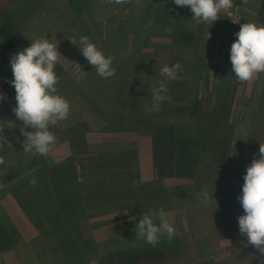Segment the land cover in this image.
<instances>
[{
    "label": "rangeland",
    "instance_id": "374dc122",
    "mask_svg": "<svg viewBox=\"0 0 264 264\" xmlns=\"http://www.w3.org/2000/svg\"><path fill=\"white\" fill-rule=\"evenodd\" d=\"M233 2L234 8L230 13L222 12L220 19L213 24H201L193 19L190 7H178L174 0H142L141 5H137L135 0L121 5L109 3L108 0H0V10L15 16L16 40L13 47L7 48L0 39V71L3 70L11 80L14 79L11 56L29 47L31 41L37 38L49 39L57 44L62 55L54 69L59 76L58 94L70 102L71 109L76 107L74 97L83 94L88 101L78 97L83 104L82 107L78 105V111L89 107L92 114L96 115L94 107L98 108L104 114L102 118L105 125L110 121L107 126L121 129L132 127L130 130L137 131L163 125L161 130L165 133V123L172 118L179 129L184 125L190 129L193 127L192 136L187 141L181 137L184 130L176 133L172 129L168 132L172 140L171 147H166L165 143L162 149L172 151L170 156L175 161L178 159V162L187 149H199L196 137L201 133L200 127L202 132L205 129L204 134L210 136V143L208 141L204 150L200 149V179L208 184L207 190H211L213 185H221L228 192L235 191L240 196L246 168L254 158H259L260 144L253 146L250 135H254V131H250L252 124L249 122L253 118L264 128V108H255L253 111L255 105L252 108L242 107L247 102L246 94L250 89L248 82L241 83L236 79L232 71L230 49L242 23L251 22L264 27V0ZM82 35L90 37L106 56L113 57L116 74L108 81L101 78L82 55L79 48L82 47L79 42ZM72 62L79 63L82 70L88 72L81 83L75 81ZM174 64L181 66L178 78L165 80L160 75L161 68ZM105 81V87H100L99 91L94 89L95 85ZM161 81L167 84V95L171 99L161 105L159 112L148 113L145 108L151 107L153 92ZM117 85H120L118 90L115 88H118ZM194 100H198V107L201 108L198 114L187 115V110L176 108L177 105L190 106ZM260 100L261 97L255 104H260ZM16 105L0 102V157L5 160L4 165H0V195L16 180H32L44 168L46 177L44 179L41 175L42 179L38 181L50 189V179L57 177L55 162L68 151V148L62 147L67 143L63 141L65 134L62 130L67 124L70 126L73 120L74 123L80 120L79 116L71 118L74 114L71 112L67 120L51 128L57 137V145L47 157L39 156L25 151L23 142L26 138L21 133L24 125L13 112ZM214 110L217 111L219 122L208 129V113H214ZM215 137L217 141L213 139ZM261 139L260 143L264 144V136ZM192 141L194 146L190 144ZM13 170L16 171L15 175ZM90 208L96 212L98 209L100 213L106 209L102 203L89 205ZM230 211L233 212L232 209ZM207 213L205 223L209 221L210 225L212 222ZM235 214L241 216L239 207ZM218 216L224 217L222 211L220 215L218 212ZM223 221L220 243L226 249L235 243L229 234L239 232V227L235 220L224 217ZM209 225L207 231H210ZM78 226L81 237L87 240L83 248L82 241L79 242L81 249H84L82 254L85 256L84 261L87 260L85 264H107L106 255L126 250L122 237L106 236L105 230L100 236L93 237L84 218L79 220ZM46 229L45 235H36L33 240L5 248L4 251L16 252V255L7 259L13 261L17 256L27 264H56L54 256L59 254L58 247L50 229ZM175 244H179L178 255L159 264H203L205 252L212 250L207 235L194 236L179 231ZM203 247L205 252L200 251ZM1 253L3 250L0 251V259L3 258Z\"/></svg>",
    "mask_w": 264,
    "mask_h": 264
},
{
    "label": "crops",
    "instance_id": "0c3cea01",
    "mask_svg": "<svg viewBox=\"0 0 264 264\" xmlns=\"http://www.w3.org/2000/svg\"><path fill=\"white\" fill-rule=\"evenodd\" d=\"M254 79H257L256 82ZM254 79L255 84L253 85L252 81L248 82V88L264 86V74H260L258 78ZM76 99L79 101L74 98L76 107L71 109V112H74L71 118L79 116V121L84 122L87 127L83 132L84 146L77 154L75 161L80 193L83 199L91 203L89 205L102 203L106 207L101 213L98 209L97 212L94 211L93 208L86 212L97 218L106 219L105 225L93 228L87 216L84 218L85 222H88L93 237L100 236L102 230H105L106 236L122 237L125 249L138 247L154 249L156 246L147 244L143 238L136 235L135 228L143 215L158 217L162 208L166 218L176 228V235L172 240L161 237L157 246L164 247L175 244L179 231L194 236L207 235L212 250L205 252L204 247L200 250L207 253L203 264H259L257 258L264 257L256 248L248 244L247 238L239 232L229 234L230 237H233L232 242H235L232 247L226 249L221 247L220 233L224 217L235 220L237 224L240 215L235 214L236 208L239 207L241 215L244 214L237 199L239 195L235 191L228 192L221 185H213L208 191L213 192L218 209L216 205L205 204L199 198V194L208 185L200 179V149H202L203 133L201 127V133L196 137L199 140V149L196 150V147H194V151L190 148L187 149L178 162V159L175 161L170 156L172 151L168 152V150L162 149L165 143L166 147H171L172 140L168 136L170 134L168 132L172 129L176 133H179V130L182 132L184 130L185 133H182L181 137L187 141L188 137L192 136L193 127L190 129L184 125L179 129L172 118L165 123L167 125L165 133H162L161 130L163 125L151 130L141 128L137 131L130 130L132 127L121 129L107 126L110 125V121H107V125H105L103 118L99 117L97 113L96 115L92 114L89 107H85L86 110L78 111V105L82 107L83 104L81 98L77 97ZM165 106L168 108L167 104ZM176 108H179L178 105ZM190 144L194 146L195 143L192 141ZM68 154L69 151H65L61 157L59 156V159ZM223 200H227L226 203L222 202ZM226 209L228 210L226 211ZM221 211L224 215L222 218L218 216V212L220 215ZM206 213L209 219L211 218L210 225L209 221L208 224L205 223ZM208 225L210 231H207ZM237 225L239 227V224ZM82 230L84 231V228ZM1 255L3 258L0 259V264H27L20 261L17 256L16 260L9 261L7 258L16 255L13 250H3Z\"/></svg>",
    "mask_w": 264,
    "mask_h": 264
},
{
    "label": "clouds",
    "instance_id": "9594fccd",
    "mask_svg": "<svg viewBox=\"0 0 264 264\" xmlns=\"http://www.w3.org/2000/svg\"><path fill=\"white\" fill-rule=\"evenodd\" d=\"M108 2L121 5L130 4L133 0ZM135 3L141 5L142 0H135ZM174 4L178 7H190L194 14L193 19L201 24H213L220 19L222 12L230 13L234 8L233 0H174ZM235 35L237 39L230 49L232 71L239 82H250L264 74V27L251 22L242 23L240 31ZM79 42L82 55L101 78L108 79L116 74L113 57L106 56L90 37L82 35ZM61 57L57 44L47 38H37L34 42L31 41L29 47L12 55L10 59L14 77L10 84L15 88L17 102L13 112L24 125L21 133L26 138L23 142L25 151L44 157L57 145V137L50 129L67 120L71 113L70 102L59 95L57 89L59 76L54 69L60 63ZM72 64L75 81L81 83L88 72L83 71L79 63ZM180 70L179 64L165 65L161 68L160 75L165 80H176ZM167 93L168 86L161 81L153 92L151 107L146 106L145 111L159 112L161 105L171 99ZM5 98L6 95L0 92V102ZM4 163V158L0 157V165ZM243 179L242 195L237 197L244 210V214L238 217L239 233L264 257V144L260 143L259 158H254L247 166ZM29 182L33 186L37 183L35 178ZM199 198L205 204L216 205L218 209L213 192L204 189ZM135 233L147 244L155 247L160 243L161 237L172 240L176 235V228L161 208L158 217L143 215L136 225ZM257 259L259 264H264V258Z\"/></svg>",
    "mask_w": 264,
    "mask_h": 264
},
{
    "label": "trees",
    "instance_id": "16d2710c",
    "mask_svg": "<svg viewBox=\"0 0 264 264\" xmlns=\"http://www.w3.org/2000/svg\"><path fill=\"white\" fill-rule=\"evenodd\" d=\"M20 1L26 2L27 0ZM0 14V39L7 48H11L16 43L14 38L15 16L5 10H0ZM5 73L3 70L0 71V92L6 95L3 102L6 104L9 102L11 105L17 104L15 88L10 84V76L8 74L5 75ZM254 80L256 82L257 79ZM254 80H252L253 85L255 84ZM106 81L100 85H95L94 89L99 91L100 87H105ZM117 86L118 88L116 86L115 88L118 90L120 85ZM249 89L250 93L247 91L246 94L247 102L242 107L252 108L255 105L253 111L255 108H264V87L255 88L253 86ZM80 96L83 100H87L83 94H78L74 98ZM259 97H261L259 101L261 103L255 104ZM198 104V100H194L190 106H182L179 109L187 110V115L198 114L199 110L201 112ZM90 106L94 107L92 104ZM94 108L102 118L104 114L98 108ZM216 112L214 110V113H208L209 119L206 126L208 129L219 122V120L217 121ZM201 120L205 126L202 116ZM249 123L252 124L250 131H254V135H250V139L253 140V146H256L263 140L261 138L264 136V128L257 124L256 121H253V118ZM86 128L84 122L78 121L74 123L72 121L70 126L67 124L62 130L65 134L63 141H67L62 147L68 148L69 154L57 159L58 161L55 162L57 177L50 179V189L45 187L44 183L42 184L38 181L41 175L44 179L46 177L47 171L44 168L41 170L40 175L34 177L38 181L35 186L30 184V180H16L14 185L6 188L3 194L0 195V251L15 243L33 240L36 235H45L47 227L50 229L49 231H51L55 240L54 243L58 247L59 254L57 253L54 256L56 264H85L87 262V260L84 261L85 256L82 254L84 249H81L79 244L82 241L83 248L87 240L81 237L78 222L87 216L91 226L96 228L105 225L106 219L101 217H98V219L86 213L91 203L81 196L79 183L76 179L75 160L77 159L75 158H77V154L84 146L83 132ZM204 131L201 138V148L203 150L208 141L210 143V136L205 135ZM213 139L218 140L216 137ZM12 173L15 175L16 171L13 170ZM178 246L179 244H173L172 246L156 247L154 249L147 247L126 249L114 255H106L107 264H159L175 258L179 252Z\"/></svg>",
    "mask_w": 264,
    "mask_h": 264
}]
</instances>
